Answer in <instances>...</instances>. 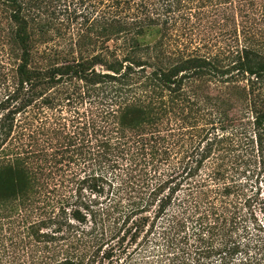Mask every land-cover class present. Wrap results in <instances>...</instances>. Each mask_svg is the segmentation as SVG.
Masks as SVG:
<instances>
[{"label": "trees", "instance_id": "16d2710c", "mask_svg": "<svg viewBox=\"0 0 264 264\" xmlns=\"http://www.w3.org/2000/svg\"><path fill=\"white\" fill-rule=\"evenodd\" d=\"M264 0H0V264H264Z\"/></svg>", "mask_w": 264, "mask_h": 264}, {"label": "rangeland", "instance_id": "374dc122", "mask_svg": "<svg viewBox=\"0 0 264 264\" xmlns=\"http://www.w3.org/2000/svg\"><path fill=\"white\" fill-rule=\"evenodd\" d=\"M261 199H264V189L261 191ZM257 201L246 204L241 212V226L247 228L249 233L255 234L257 226L264 227V204Z\"/></svg>", "mask_w": 264, "mask_h": 264}]
</instances>
